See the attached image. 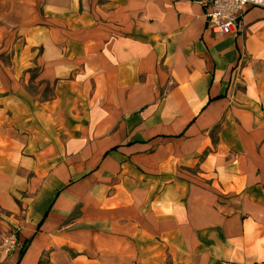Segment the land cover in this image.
Instances as JSON below:
<instances>
[{
  "label": "crops",
  "instance_id": "0c3cea01",
  "mask_svg": "<svg viewBox=\"0 0 264 264\" xmlns=\"http://www.w3.org/2000/svg\"><path fill=\"white\" fill-rule=\"evenodd\" d=\"M0 0V264H264V7Z\"/></svg>",
  "mask_w": 264,
  "mask_h": 264
},
{
  "label": "built area",
  "instance_id": "2783aa9c",
  "mask_svg": "<svg viewBox=\"0 0 264 264\" xmlns=\"http://www.w3.org/2000/svg\"><path fill=\"white\" fill-rule=\"evenodd\" d=\"M211 11L206 16L208 27L215 34L234 35L247 8L264 7V0H207ZM18 232L2 236L0 251L10 256L20 248Z\"/></svg>",
  "mask_w": 264,
  "mask_h": 264
}]
</instances>
